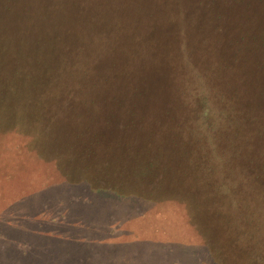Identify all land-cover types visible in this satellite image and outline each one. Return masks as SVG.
<instances>
[{
	"label": "rangeland",
	"instance_id": "rangeland-1",
	"mask_svg": "<svg viewBox=\"0 0 264 264\" xmlns=\"http://www.w3.org/2000/svg\"><path fill=\"white\" fill-rule=\"evenodd\" d=\"M85 2L92 21L70 7L69 42L83 40L84 55L62 50L75 62L46 89L54 118L0 97V264H264L253 241L232 251L235 233L226 241L224 222L222 237L206 223L219 207L241 224L222 196L238 182L264 206V0ZM46 15L32 17L50 38L59 22ZM64 88L77 94L53 96Z\"/></svg>",
	"mask_w": 264,
	"mask_h": 264
},
{
	"label": "trees",
	"instance_id": "trees-1",
	"mask_svg": "<svg viewBox=\"0 0 264 264\" xmlns=\"http://www.w3.org/2000/svg\"><path fill=\"white\" fill-rule=\"evenodd\" d=\"M33 1L34 0H0V85H2L0 89V97L4 99H11L15 98V95H19L23 96L24 98H31V100L34 102V106L30 107V109L28 108L31 111L27 110L26 113H29L32 116H35L34 113H36L37 117H43L40 112L45 111L44 119L47 120L53 119L55 115L54 112L58 111L60 107L55 105L54 103L56 102L51 99L49 103L44 102L45 99L51 96V92L46 91V89H48L50 81L54 80L53 78H56V76L53 77L54 73L58 69L60 70L61 68H63L61 63L66 66H68L69 64H73L75 62V56L77 54L74 53L73 57H71V59H68L62 50H65L66 53L67 49H75V52H77V50L79 49L80 53L84 55L82 52L86 47V44L85 42H83V40L81 42L77 41V45H69L72 34L70 33V30L71 32L74 31L72 20H70L72 15V10L70 7L78 6L79 8H81L84 17L87 16V18H84V20L91 19V21L92 18L90 14L92 13V11H95V9L92 8L91 10L90 7L87 6L85 0H78V2H76V0H37V4L39 5V7L37 5L33 6ZM60 2H65V7H62L60 5ZM49 3L53 7H50ZM55 4H58L61 7H56ZM41 6H46V11H48V15H46V17L47 20L51 22L50 25L52 27L54 26V24L59 22L58 26L54 30V32L58 35H53L49 38L47 36V32H45V29L42 28L43 22L39 24V21H36V19L32 17L35 12L40 14ZM53 11L59 13H53ZM58 14L62 15L63 18L61 16H58ZM46 26L47 25H45V28ZM63 33L65 34L63 35ZM72 37L75 38L74 35ZM67 56H69V54H67ZM120 74V71H117L115 73V78L117 80L119 79L118 77L120 76ZM18 85L23 86V89H20L19 92H17L14 88ZM36 85L38 86L36 87ZM25 86H28V90L24 89ZM30 86L33 88L32 90H30ZM64 90L65 91H62L61 94H58L59 90L54 91L53 96H55L56 98L58 95L62 99H64V101H69L75 94H77V91L74 92L72 91V89L69 90V88H64ZM179 90H181V88H179ZM31 92H35L36 95L33 97L31 95ZM187 93V97L189 98L191 93ZM188 98L186 99V101L188 100ZM180 99H185L184 94L180 95ZM205 105L207 104L203 103L201 106V110H196V115L200 116L202 121L206 122L208 124V128H210V125L212 124V121L210 120L211 114L209 108ZM73 108H77V105L73 106ZM70 111L72 112V110L68 108L66 110L65 108L66 114L71 113ZM222 117L224 118L225 122L231 121L228 124L233 128V130L235 129V126L238 125V118H236L235 115L233 117L230 114L228 117V121L226 120L225 116ZM62 118L63 117H61L60 119ZM233 119L235 121H233ZM256 128L259 130L258 132L261 131V125L256 124ZM242 138L244 139V135H242ZM209 157L210 156L208 155V158ZM201 159L202 155L199 160ZM260 166L262 169L264 168L263 165ZM238 167H241L237 168L238 174H240L239 171H241L242 168L244 169V167ZM245 169L246 172L250 170L249 168ZM252 183L254 184V181H252ZM242 185L243 184H241L240 182L234 184L233 191L235 193L232 192L233 195L222 194L225 201L226 198H228L229 200L232 199L230 203H233L234 201L237 212L235 213L234 211V213L231 214L235 215L238 220L237 222H240L241 224L237 225L235 228L232 225L234 224V222L231 223L230 219H221V217L218 216L220 214L218 213L219 207L218 212L215 211L216 214L210 213V211H208L207 213L205 212V215L210 213L209 215H207L208 219L206 218V220H210V222L206 223L207 225H212L210 227L211 232L216 230L219 236L222 237L221 229H218L217 226L220 222H224L225 225L222 228V231L224 232L223 234L225 235L224 240L226 239V234H230L232 232L235 233V237L231 238L230 243L233 244L232 251L234 250L233 247H237L242 243L253 241V246L258 247L255 251V260L259 262L260 258V261L264 262V250L262 249V246L264 247V206L262 205V203H260L261 198L259 194H253L250 196L238 195L241 194L239 191H241ZM251 186L253 187V185ZM250 190L252 193H256L253 191V188H250ZM212 197H215L216 201L221 196L219 194H216L215 196H202L201 203L204 206L209 205L210 203L208 201L212 200ZM76 223L80 226L83 225L80 220L74 222L73 224L75 225ZM244 225L245 229L243 228L242 230V227ZM246 228L249 229L247 230ZM77 234L78 236H86L84 235L85 232L83 233L79 228ZM221 251L222 252L220 254L222 255V257H226L228 251L225 250V246L223 243ZM230 253L232 254L233 252Z\"/></svg>",
	"mask_w": 264,
	"mask_h": 264
}]
</instances>
